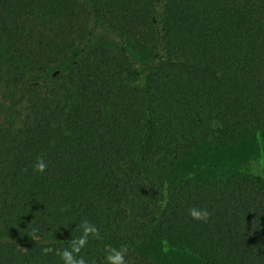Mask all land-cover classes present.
I'll use <instances>...</instances> for the list:
<instances>
[{
	"label": "trees",
	"instance_id": "1",
	"mask_svg": "<svg viewBox=\"0 0 264 264\" xmlns=\"http://www.w3.org/2000/svg\"><path fill=\"white\" fill-rule=\"evenodd\" d=\"M98 27L122 41L155 33L162 53L139 70ZM0 33V264H62L82 220L99 231L79 254L95 264L121 246L126 264H164L135 253L145 234L203 264H264V168L150 177L244 127L264 167V0H0Z\"/></svg>",
	"mask_w": 264,
	"mask_h": 264
},
{
	"label": "rangeland",
	"instance_id": "2",
	"mask_svg": "<svg viewBox=\"0 0 264 264\" xmlns=\"http://www.w3.org/2000/svg\"><path fill=\"white\" fill-rule=\"evenodd\" d=\"M95 34L101 36V40L113 51L124 47L130 62L139 70H142L145 65L153 61L152 53H162L155 33L152 34L151 41L147 43L139 39L122 41L113 32L102 27L96 28ZM8 54L7 42L1 37L0 33V62L4 61ZM140 82L141 78L137 80L138 84ZM2 92L0 86V97L3 95ZM10 94L12 97L13 92ZM1 98L4 100L3 97ZM7 104L5 105L8 106ZM261 155V147L256 135L244 127L238 141L224 147H218L209 142L197 143L182 152L179 158H170L162 165L152 169L150 177L161 181L165 187L169 180L176 178L187 177L195 183L213 178H224L233 173L259 175L264 168ZM145 236L144 244L135 246L137 255H147L152 261L164 264H203L201 260L193 255L174 249H165L158 240L149 234H145Z\"/></svg>",
	"mask_w": 264,
	"mask_h": 264
},
{
	"label": "clouds",
	"instance_id": "3",
	"mask_svg": "<svg viewBox=\"0 0 264 264\" xmlns=\"http://www.w3.org/2000/svg\"><path fill=\"white\" fill-rule=\"evenodd\" d=\"M47 168V162L43 156H37L33 163V171L36 173H44ZM188 215L193 219L202 223H207L210 217V212L207 208L191 207L188 209ZM79 237L73 238L67 248L58 252V256L62 264H95L94 261H89L85 256L79 255L84 246L88 243L89 237L96 238L99 235L98 228L95 224L88 220H82L80 225ZM127 248L121 246L119 250L112 248L104 257L105 264H126L125 255Z\"/></svg>",
	"mask_w": 264,
	"mask_h": 264
}]
</instances>
